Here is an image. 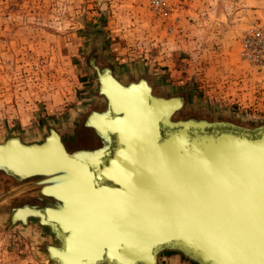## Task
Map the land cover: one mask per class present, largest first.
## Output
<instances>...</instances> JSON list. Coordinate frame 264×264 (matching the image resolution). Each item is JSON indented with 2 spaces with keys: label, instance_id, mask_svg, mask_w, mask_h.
<instances>
[{
  "label": "rangeland",
  "instance_id": "obj_1",
  "mask_svg": "<svg viewBox=\"0 0 264 264\" xmlns=\"http://www.w3.org/2000/svg\"><path fill=\"white\" fill-rule=\"evenodd\" d=\"M259 21L264 0H0V138L36 140L97 108L92 64L120 83L148 73L192 119L264 117V71L239 43ZM38 229H8L0 216V264H51Z\"/></svg>",
  "mask_w": 264,
  "mask_h": 264
},
{
  "label": "water",
  "instance_id": "obj_2",
  "mask_svg": "<svg viewBox=\"0 0 264 264\" xmlns=\"http://www.w3.org/2000/svg\"><path fill=\"white\" fill-rule=\"evenodd\" d=\"M95 78L107 108L90 111L84 124L104 119L107 125L98 128L116 129L126 120L121 126L130 128L129 108L115 106ZM107 78L119 93L129 89L112 73ZM147 102L167 101L148 96ZM178 104L183 106L180 98ZM154 122L129 143L116 132L117 145L126 149L118 159L122 150L116 148L110 175L99 171L96 179L79 185L64 181L69 190L63 192L60 210L46 208L39 217L50 227L43 247L47 261L264 264V117L242 122L187 117L174 131L173 124L161 128Z\"/></svg>",
  "mask_w": 264,
  "mask_h": 264
},
{
  "label": "bare ground",
  "instance_id": "obj_3",
  "mask_svg": "<svg viewBox=\"0 0 264 264\" xmlns=\"http://www.w3.org/2000/svg\"><path fill=\"white\" fill-rule=\"evenodd\" d=\"M97 71H95V68H91L93 71V74L95 77L98 76L100 80H102L104 87L103 91H105L107 94H110L112 98L115 99V106H117V103L121 101V106L128 107L130 112L128 113V116L130 117V122L128 123L130 125V129H135L136 131L142 132L145 125H149L148 128H150V122L154 119V124L156 123L158 125L167 127V125H171V120L174 118L178 120L177 124H181V120L184 123L187 119V117L190 116V113H182V111L185 109V104L182 106H179L178 101L169 100L173 95H168L165 92H162L160 95L154 94L152 88H151V80L149 79L148 73L144 75H136L131 74L132 72L128 70L126 76L131 75V82L135 84V87H131L127 90V92L121 94L119 93L113 86V84H110L108 76H111V70L108 71L106 69L107 67L102 66V68H98L96 66ZM102 69V70H100ZM106 69V70H105ZM133 76H138L133 77ZM146 77V78H145ZM115 79L116 78H112ZM129 80V79H128ZM118 81V80H117ZM150 81V82H149ZM119 82V81H118ZM120 83V82H119ZM121 85V84H120ZM127 89V88H126ZM145 89H147V93L145 92ZM150 89V91H149ZM163 95V96H162ZM148 96L160 101H167L165 103H158L155 105H147V107H144L141 105V103L147 102ZM172 99V98H171ZM183 104V102H182ZM120 106V107H121ZM148 107H150L148 109ZM163 110V112H161ZM121 112V109H118V113ZM163 113V114H162ZM198 121H201L203 118H207L208 114L201 113V112H195L193 113ZM124 120L122 123L119 124L118 128H122V126L125 124ZM105 123V124H104ZM92 126H89L90 128L99 127V125H107V122L102 119L99 121H92L90 122ZM98 124V126H96ZM115 125V124H114ZM122 125V126H121ZM86 126V124H85ZM146 127V126H145ZM124 128H127L125 125ZM147 128V129H148ZM101 130V128H98ZM103 129V128H102ZM69 133V132H68ZM105 133V132H104ZM127 135L123 136V140L127 143H129V138H133L138 132H125ZM142 136L145 135L148 132H142ZM20 138V137H19ZM57 136L52 130L50 134H48L46 138V144L39 148V145H24L22 144L17 138H7V142L5 143V148L3 151H0V165L5 166L6 173L17 176L18 174H34V175H40L41 177L37 179L39 182H52L51 180H54L56 178L62 177L64 180L66 179H73L72 182L78 183L85 180L88 182L92 177L89 170V166L84 163H76V164H70L63 161L59 146H58V140ZM95 138V137H94ZM22 141V140H21ZM26 141V140H25ZM28 142V141H26ZM142 147H145V144L142 143ZM134 147H132L133 149ZM140 148V147H139ZM126 149V148H125ZM160 154V153H159ZM130 156V153L127 152V154ZM165 156V150L163 151L162 157ZM72 157H75V154H72ZM118 159H122L120 156ZM124 160V158H123ZM130 160V159H129ZM5 172V171H4ZM56 172H62L59 173L60 175L53 176L54 174H57ZM65 172V174H63ZM149 172V171H148ZM53 176V177H52ZM90 176V177H89ZM24 176L23 178H25ZM78 178V179H77ZM76 179V180H75ZM36 180V181H37ZM71 182V184H72ZM31 184H37L36 182H29L26 183V186L31 187ZM53 183L47 184V186H50L46 189L47 193H52L56 195L63 194V192H68L67 185H57L52 186ZM56 185V183L54 184ZM71 187V185H69ZM17 189V188H16ZM14 189L13 191H15ZM7 196V195H5ZM31 208H34L30 206ZM28 212V208H22L19 211L15 213L16 219L24 220ZM50 212V211H49ZM47 219V218H46ZM38 222V223H37ZM29 226L34 230H39L38 228H41L42 226L39 225V217L35 216V221L33 223L30 222ZM49 226H45L44 229H49Z\"/></svg>",
  "mask_w": 264,
  "mask_h": 264
},
{
  "label": "flooded vegetation",
  "instance_id": "obj_4",
  "mask_svg": "<svg viewBox=\"0 0 264 264\" xmlns=\"http://www.w3.org/2000/svg\"><path fill=\"white\" fill-rule=\"evenodd\" d=\"M120 84L119 85L124 87V89L136 86L131 81ZM97 88L98 82L96 81V94L100 96L101 99V103H99L100 107L97 106V108L89 110L83 116L82 119L76 120V122L72 124V126L71 124H67L66 128L61 130L49 127L46 132L40 135L38 139L28 142H26L21 136L16 134L4 136L0 138V151L4 150V146L5 143L8 141V137L17 138L24 145H39V148H41L46 144V138L48 134H50L53 130L56 136L58 137V148L60 150L63 161L73 165L76 163H84L88 165L90 168L87 171L92 174V179H96L95 175H100V172L108 173V175H110V172L114 171L115 169V163L117 160L116 148L122 150L118 153L121 158L123 157V153L125 151L124 149L126 148V146L124 147L123 143L117 145L116 132H119L123 136L126 134L125 132H138L136 135L142 136V132L146 131L142 130V132H140L130 128L100 130L97 128H90L87 125L85 126L84 123L87 120L86 118L89 115L90 111H93L94 114H96L101 111H104L107 108L106 99L101 92L97 91ZM114 88L118 91V88H116L115 86ZM151 88L153 90L152 85ZM154 94L160 95L162 93L154 92ZM171 98L177 100L179 103V95H173ZM117 104L121 105V102H118ZM151 104L152 103L149 102H147L146 105L145 103H141V105H143L144 107H147V105L151 106ZM156 104H158V102H156ZM161 112H163V110ZM171 122L173 124L174 131V125H177L178 120L173 118ZM160 127L162 128L163 126L160 125ZM73 153L75 154L76 158L72 157ZM3 168H5V166L0 165V179H2L3 181H8L5 182V184H8V186H3L2 189L0 188V216L3 215L5 217L6 228L9 229L16 225H20L21 227H27L30 222L33 221L34 223L35 216L40 217L44 215L46 208L50 210H60L58 204H61V199H64V195H54L52 193H47L46 189L50 187L47 186V184L53 183L52 186L62 185L67 179L64 180L62 177H60L51 180L52 182L50 183L39 182L37 179L41 177L40 175L28 173V175L18 174L17 176L13 177V175L6 173L8 171ZM56 173L57 174H54L53 176L60 175L59 173L62 172ZM63 174H65V172ZM24 176L26 177L23 178ZM79 181L80 180H78L77 183L78 185L81 184V182H83L84 180L81 182ZM29 182H36L37 184H31V187H24L26 183ZM55 183L56 185H54ZM14 189L16 190L13 191ZM30 206L34 208H31ZM26 207L28 208V212L25 219H16L14 216L15 213L20 209ZM39 225L42 226L41 228H44L46 226L43 222L40 221Z\"/></svg>",
  "mask_w": 264,
  "mask_h": 264
},
{
  "label": "built area",
  "instance_id": "obj_5",
  "mask_svg": "<svg viewBox=\"0 0 264 264\" xmlns=\"http://www.w3.org/2000/svg\"><path fill=\"white\" fill-rule=\"evenodd\" d=\"M239 43L241 59L255 70L264 71V21L243 30Z\"/></svg>",
  "mask_w": 264,
  "mask_h": 264
}]
</instances>
